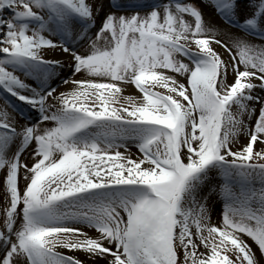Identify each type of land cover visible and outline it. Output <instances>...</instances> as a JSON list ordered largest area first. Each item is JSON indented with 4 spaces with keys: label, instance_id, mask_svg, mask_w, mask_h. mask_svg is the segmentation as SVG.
Returning a JSON list of instances; mask_svg holds the SVG:
<instances>
[{
    "label": "snow or ice",
    "instance_id": "6c2138e0",
    "mask_svg": "<svg viewBox=\"0 0 264 264\" xmlns=\"http://www.w3.org/2000/svg\"><path fill=\"white\" fill-rule=\"evenodd\" d=\"M0 93V264H264V0H0Z\"/></svg>",
    "mask_w": 264,
    "mask_h": 264
},
{
    "label": "rangeland",
    "instance_id": "374dc122",
    "mask_svg": "<svg viewBox=\"0 0 264 264\" xmlns=\"http://www.w3.org/2000/svg\"><path fill=\"white\" fill-rule=\"evenodd\" d=\"M129 91H136V90H135L134 86H131V85H130V86H129ZM0 94H2V93H0Z\"/></svg>",
    "mask_w": 264,
    "mask_h": 264
}]
</instances>
